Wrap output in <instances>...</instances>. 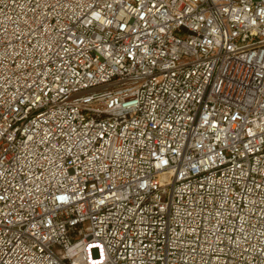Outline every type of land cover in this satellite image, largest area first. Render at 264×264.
<instances>
[{
  "label": "built area",
  "instance_id": "built-area-1",
  "mask_svg": "<svg viewBox=\"0 0 264 264\" xmlns=\"http://www.w3.org/2000/svg\"><path fill=\"white\" fill-rule=\"evenodd\" d=\"M0 264H264V0H0Z\"/></svg>",
  "mask_w": 264,
  "mask_h": 264
}]
</instances>
